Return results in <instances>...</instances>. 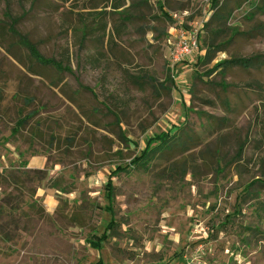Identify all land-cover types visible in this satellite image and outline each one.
<instances>
[{
    "label": "rangeland",
    "instance_id": "374dc122",
    "mask_svg": "<svg viewBox=\"0 0 264 264\" xmlns=\"http://www.w3.org/2000/svg\"><path fill=\"white\" fill-rule=\"evenodd\" d=\"M34 1L12 0L0 39V264H264V0H128L115 43ZM200 21L172 64L174 27ZM163 133L171 150L130 166Z\"/></svg>",
    "mask_w": 264,
    "mask_h": 264
},
{
    "label": "trees",
    "instance_id": "16d2710c",
    "mask_svg": "<svg viewBox=\"0 0 264 264\" xmlns=\"http://www.w3.org/2000/svg\"><path fill=\"white\" fill-rule=\"evenodd\" d=\"M23 1V0H19ZM37 0L34 1V3ZM63 4H68V15H72L74 24L71 23V26L66 27L68 29H73L75 32L80 33L81 35V42L88 36H96L100 41L105 40V42L113 43L116 38L120 39L122 37V33L125 29L124 24L126 22V15L124 11L131 5H128V0H56ZM4 3L5 9L3 10V15L10 19V24L8 27L5 28V25L0 21V39L1 37H5L7 32L12 31V25L17 20L15 17L11 16V12L9 11V5L12 0H0ZM163 4V3H162ZM212 6H217V0L211 1ZM62 16L66 12H61ZM117 14L122 18V20H118L119 23H110L111 17L110 15ZM165 14V13H164ZM166 15V14H165ZM75 17V18H74ZM14 33V32H13ZM18 34V33H17ZM19 42L22 44L28 51L29 55L33 57L39 63L45 65H51L57 71H67L68 64L62 60H55L53 58H44L41 56L33 43H31L28 39L24 36L19 35ZM2 41L0 40V46ZM115 43V42H114ZM221 51L222 46L217 45L213 46L212 48L208 47L207 51ZM5 52L10 54L11 51L6 48ZM208 53V52H207ZM17 62H20L19 59H16ZM262 58L258 55L249 56V57H230L228 59H224L218 61L214 64L211 68L212 71L223 70L229 66H238L242 68H248L253 65L254 62H260ZM28 72L33 73L29 67L26 69ZM16 131V127L13 128ZM171 137L168 134H157L150 137L147 140L145 148L139 154L138 157L131 160L132 165H139L143 163H147L151 158V154L154 150L157 149H166L169 150L171 148ZM171 150V149H170ZM129 169L128 166L124 167H116L108 176L106 182V198L107 200L111 201L113 197V187L111 184V178L121 172H126ZM97 246V244H94ZM94 264H100V262H96Z\"/></svg>",
    "mask_w": 264,
    "mask_h": 264
},
{
    "label": "built area",
    "instance_id": "2783aa9c",
    "mask_svg": "<svg viewBox=\"0 0 264 264\" xmlns=\"http://www.w3.org/2000/svg\"><path fill=\"white\" fill-rule=\"evenodd\" d=\"M196 25L192 28L174 27L171 41H169V59L172 64H177L192 54L199 52V36L203 30V21ZM186 264H190V262Z\"/></svg>",
    "mask_w": 264,
    "mask_h": 264
}]
</instances>
